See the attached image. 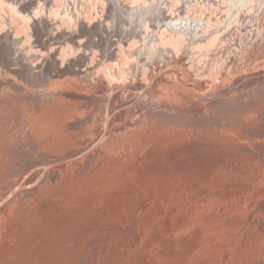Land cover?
I'll use <instances>...</instances> for the list:
<instances>
[{
  "label": "bare ground",
  "instance_id": "bare-ground-1",
  "mask_svg": "<svg viewBox=\"0 0 264 264\" xmlns=\"http://www.w3.org/2000/svg\"><path fill=\"white\" fill-rule=\"evenodd\" d=\"M20 28L27 29L26 34H19ZM247 47L264 50V0H0V72L6 74L3 81H13L6 76L28 82L45 75L51 77L49 66L55 69L63 64L66 55H74L75 59L72 56L73 60L67 64L68 59L66 65L51 71L52 74L78 73L83 77L85 73H79V69L76 72L75 67L84 66L90 76L103 79L104 75L107 84H114L112 90H108L110 85L105 87L112 95L105 105L106 114L112 118L109 116L102 122L105 130L101 134L107 139L101 144H95L101 137L96 123L104 118V109H97L93 94L83 96L81 91H73L66 84L64 89L57 85L58 90L69 88L81 96L90 106L88 113L74 119L68 111L53 104L41 114L31 112L33 129L26 112L23 121L18 120L17 125L21 121L24 124L22 137H28L25 144L32 148L30 153L34 157L23 155V148H18L16 142L9 146L13 152L5 163V157L0 154V168L14 164L12 157L17 150L19 158H26L19 165L28 168L34 161L32 168H41L43 177L39 176L40 181L35 185L38 172L26 180L21 172L18 182L10 178L9 184L3 186L0 201L2 195L22 183L27 188L12 197L30 194L34 205L27 209L25 201L8 202L0 207V252L5 251L0 255V264H264V238L259 242L264 232V224L259 221L264 217V207L252 208L254 201L264 197V121H261L264 76L259 73L247 76L243 90L247 87L254 90L249 96L241 93L239 82L209 98L196 97L192 90L185 96L186 89L161 94L150 90L151 113H161L164 119L171 118L174 123L168 129L156 130V140L161 142L157 146L160 152L156 153L178 160L188 168L184 172L186 185H179L182 179L159 180L164 173L160 168L142 171L140 175V169L138 172L133 169L122 183L120 164L130 158L119 154L123 146L112 152L110 148L118 140V129L124 127V111L117 106L123 90L120 88L137 91L143 88L144 79L151 88L163 87L155 80L156 73L178 64L188 69L190 77L184 74L186 78H207L214 82L215 73L226 64L237 66L236 59ZM93 56L98 57L95 64ZM39 58L42 65L34 66V60ZM40 67L38 73L34 72ZM123 78L128 79L126 85L118 83ZM197 87L200 89L202 85ZM5 88L10 90L5 89L9 94L15 93V97H23L13 88ZM100 89L97 86L95 91ZM258 92L263 93L258 95ZM6 94L1 96H9ZM180 97L186 100L183 106L177 104V109L171 112L175 113L167 114L162 100ZM227 99L232 101L228 103ZM28 101L32 102L31 97ZM209 104L216 107L213 110L221 105L222 109L213 114L219 117L220 111L230 105L233 108L226 111V118L210 116L206 126L203 121L198 122L195 106L201 110ZM117 109L120 119L114 115ZM43 114L47 116L45 123L38 120ZM188 116L191 118L187 119ZM159 121L152 115L149 123L134 133L138 139L134 152L140 148L146 131L158 126ZM215 124H231L240 131L237 136L215 128ZM198 130L203 131L201 136L194 135ZM215 131L226 132L228 136L221 138L213 134ZM167 135L180 144L186 156L167 149ZM254 137L256 141L251 140ZM198 144L211 151L210 154L203 158L194 156L197 149L190 147ZM215 153H219V158L214 159ZM198 162L201 164L194 166ZM4 177L6 174L0 171V182ZM72 198L77 200L79 208L66 205ZM233 215L239 219L241 232L231 234L228 230L226 239L213 244V237L229 225ZM105 216L113 222L104 219ZM55 220V231L61 236L56 238L61 252L54 255V235L49 230ZM24 226H29L31 247L18 257L19 249L10 237L15 236L16 227ZM88 229L106 236L87 238ZM202 244L205 247L200 249ZM10 254L16 257L10 260ZM111 254L116 259L108 261Z\"/></svg>",
  "mask_w": 264,
  "mask_h": 264
},
{
  "label": "rangeland",
  "instance_id": "rangeland-1",
  "mask_svg": "<svg viewBox=\"0 0 264 264\" xmlns=\"http://www.w3.org/2000/svg\"><path fill=\"white\" fill-rule=\"evenodd\" d=\"M17 22L18 19H17ZM65 31V29L63 30V32ZM72 31V29L70 30ZM27 29L25 28H20L19 29V34L24 35L26 34ZM250 50L249 55L247 56V50ZM247 50H243L242 54L239 58L236 59L235 63L237 64V66H226L224 67V69H221L218 74L215 73V80L210 81L207 78H192L193 80H196L198 82H194L193 80H191L190 78H186L185 75H187L188 77L189 74L187 73V70L185 68V66H183L182 64L178 66H173V67H168V68H163L162 70H160L159 72L156 73L155 76V80H157L158 82L161 83V85H163V87H158V89L152 87L151 85H149L150 83H148L145 79L141 81V83L143 84V88H139V90L137 91H129L127 89H125V86L120 88L122 90V92L119 93V101L117 102V106L120 107V110L124 111V127L121 129H118L117 131V142L113 144L111 148V152L114 149H120V146H123L124 149L120 150V155L122 156V158H130L129 160H127L126 162H124L123 164H120V168L122 170V177H121V182L125 183L126 180L129 178V174L131 170H139V175L141 174V172H149V171H153L157 168L163 169L164 173H162L159 177V180L164 179V178H168L174 182H177L179 179H182V181L179 182L180 186L186 185V180L184 177V172L185 170H188V168L184 167L183 164L178 161V160H170L167 158H163L161 155H159L156 152H160V149L157 147L161 144L160 141L156 140V130H162L163 128L168 129L170 128L174 123L171 120V118H166L164 119V116L159 113V114H154L151 113V107L148 105V103L150 102L151 99V91H153L154 93H158L161 94L163 92H173V91H181L183 89L187 90V94H185V96H188L192 92L194 93V96L196 95V97H200V98H209L210 95H212L213 93H216L222 89H225L226 86H230L233 82H239V84H242L240 86V91L243 95L249 96L252 95L254 90L251 89V87H247L246 89L243 90L244 88V84H246L247 80H248V75L250 74H255V73H259L260 75L264 76V50L263 48H259V47H255L254 49H252V47H247ZM74 58H73V57ZM247 56V58H246ZM75 59L74 55H66L64 57V62L63 64L60 63V65L58 67L54 66L48 68V71L52 77H49L47 75H45L46 77H41L39 79H36L34 82L29 81L28 80H22V79H17L13 76H6L9 79H12V82H5L2 80L3 77H5V75H2L0 72V80H2L1 84H0V154L3 155L5 158L3 159V163H5V161H7L6 157H10V155H12L11 153L13 152V150L11 149L12 144L15 145L16 142H18L19 146L18 148L21 147V149L23 150V155H25L27 153V156H32L34 157V153H30L31 151V147L26 146V142L28 140V137H22V135L24 136L23 133H21V129L24 128V124L22 123L23 121V117L25 112L28 115V123L30 124V126L33 129V121L30 120L29 117H33L32 113H38L41 114L43 113L46 109L50 110L52 108V105L55 104L58 108H60L61 110H66L68 111V113L71 114L72 118H80L82 115L86 114L89 112L90 110V106L89 104L81 97L79 96L77 93H73L70 92L71 90H76L77 92H80V94H82L83 96H90L93 94L92 98H95V102H96V107L97 109H104L103 111V115L104 118L102 116L103 119H99V123L97 122V133L98 136H101L97 142L95 143L96 145H98L99 143H103L106 141L107 137L103 136L101 134V130H105V127L102 126V123L105 118L109 117L112 118V115H108L106 114V101H107V105L108 103L111 101V91L108 90H112L111 85H114L113 83H109L106 82L104 75H103V79H99L97 77H95L94 75H91V73L88 72L87 68L83 71V69H80L82 67L79 66V68L75 67V71L79 69V73L80 71L83 72V74L85 73V75L83 77H79L81 75L75 74L76 76H78L76 78V76L73 73H69L67 75H61L57 74L56 72L54 73V75L52 74L54 71H56V69L60 68V66H64L66 65L65 62H67V64L69 63V61ZM92 59H94L92 62H94V64L98 61V57L97 56H93ZM42 58H39L34 60V66L38 65L41 66L42 63ZM37 61V64H35ZM65 63V64H64ZM226 63V61H225ZM162 67L164 66L163 64H161ZM13 69V68H12ZM41 69L40 68H35L34 72H37ZM53 69V70H52ZM115 70V69H114ZM53 71V72H51ZM47 72V73H48ZM78 72V71H76ZM75 72V73H76ZM4 73V72H3ZM48 73V74H49ZM89 73V74H88ZM103 73V72H102ZM155 74V73H154ZM185 74V75H184ZM55 75H57V77H55ZM74 77H69V76H73ZM163 75V79H161V76ZM54 76V77H53ZM61 76V77H60ZM68 76V77H67ZM94 76V78H93ZM60 77V78H59ZM86 77V78H84ZM58 78V79H56ZM96 78V79H95ZM77 79V80H76ZM142 79V78H141ZM207 82H203L205 80ZM95 80H99L98 82ZM202 80V81H201ZM25 81V82H24ZM102 81V84H101ZM128 81V79L125 80V78H123L122 80H120L118 83H121V85H124L126 82ZM100 82V84H99ZM217 85L216 88H212L211 86L212 84ZM68 85L70 86L69 88H67L66 91H60L58 90V88L60 89H64L66 88L64 85ZM59 87H58V86ZM111 87H110V86ZM126 85V84H125ZM202 85V88H198L197 86ZM2 86V87H1ZM97 86H100L101 89L100 91H95ZM108 86V90L105 89V87ZM5 87H9V88H13L15 90H17L19 92V95H22L23 97H19V96H14L16 95L15 93H11L13 94V96L9 93H7V91L9 90L8 88ZM58 87V88H57ZM2 88V89H1ZM75 88V89H74ZM81 88V89H80ZM104 88V89H103ZM7 89V91L5 90ZM93 89V90H92ZM120 89H118L119 91H121ZM91 92H90V91ZM102 90V91H101ZM10 91V90H9ZM8 91V92H9ZM89 91V92H88ZM95 91V93L93 92ZM88 92V93H87ZM9 94V96H1L4 94ZM85 93V94H84ZM263 92H258V95H261ZM6 94V95H7ZM110 94V95H109ZM95 95V96H94ZM131 96H134L135 98H130ZM13 99H12V98ZM19 97V98H18ZM29 97H31L32 102L30 103ZM91 97V96H90ZM217 97V96H216ZM214 97V99L216 98ZM16 98V99H15ZM25 98V99H24ZM6 99V100H4ZM15 100V102H12L11 100ZM23 99V100H22ZM9 100V102L7 101ZM27 100V101H26ZM228 103L231 102L232 100L227 99ZM4 101V102H3ZM186 100L183 98H177V99H169V98H164V100H162L161 104L162 106H164L168 112H166L167 114H174L171 113L172 110H176L178 105H182L183 102H185ZM5 103L6 106H3ZM11 102V103H10ZM18 104H17V103ZM30 104H29V103ZM9 103V104H7ZM15 103V105H13ZM22 103V104H21ZM49 103V104H48ZM51 103V104H50ZM29 104V105H28ZM26 105V106H24ZM187 105H190L189 103ZM3 106V107H2ZM9 106V107H7ZM15 106V107H14ZM19 108H18V107ZM21 106V108H20ZM23 106V107H22ZM8 109H7V108ZM50 107V108H48ZM105 107V108H104ZM213 107H211V104L206 105L204 108H202L200 110V108L198 106H195L197 112L196 115L198 116V122H204L206 124V126H209L207 124V119L210 116H213L214 118H226L227 114L226 111L227 110H231L233 108L232 105L227 107V110L224 111H220V117L218 115H213L215 112H218L221 108V105L216 109L213 110ZM260 108H262V106L259 105ZM216 108V107H214ZM23 111H19L22 110ZM263 109V108H262ZM120 110H115L114 115L116 116L117 119H120V116L117 115V113ZM19 111V112H18ZM129 111V112H128ZM6 112H8L6 114ZM23 114H21V113ZM105 112V114H104ZM10 113V114H9ZM20 114V116L18 115ZM93 114V113H92ZM156 116L160 121L158 122V126L154 127V129L152 130H147L145 135L142 137V141H141V146L138 149L137 152L136 151L137 147H138V139L134 138V133L137 130H140L145 124L149 123L150 118L152 117V115ZM19 116L18 119L16 116ZM108 115V116H107ZM8 117V119H7ZM240 118H242L244 121L249 122L253 125H257V122L249 120L248 118H246L243 115H239ZM23 118V119H22ZM46 114H43L41 116L38 117L39 121H43L44 123L46 122ZM191 116H188L187 119H190ZM5 119L7 120L6 122ZM18 120H22L21 124L17 125ZM262 122L264 121V117L261 120ZM26 122V121H25ZM183 127V126H181ZM222 128L225 131H229L232 134H235L238 136V132L240 131L239 129H237V127L231 125V124H227V125H216L215 124V128ZM33 131V130H32ZM199 131V130H198ZM34 132V131H33ZM203 133L202 130H200L199 132H195L194 135L195 136H201ZM216 136H219L221 138H227V134L226 132H222V133H218V132H214L213 133ZM225 136V137H224ZM72 138L75 139V135L72 134ZM172 136L167 135V140H168V145H167V149H169L170 151H172L173 154H180V155H184L186 156L187 153L184 152L183 149L180 148V144L177 143V141L172 140L171 139ZM252 141H256L257 138H251ZM14 141V142H13ZM13 142V143H12ZM21 142V143H20ZM26 143V144H25ZM11 144V145H10ZM24 144L26 146V148L24 147ZM13 145V146H14ZM23 146V147H22ZM95 146V145H93ZM190 148H196V152L194 153V156L197 157H206L210 154L211 151H209L208 149H206L202 144H198V145H193ZM11 152V153H10ZM7 155H6V154ZM5 154V155H4ZM12 157V156H11ZM219 158V153H215L214 154V159ZM12 159L14 160V164H10L11 166L9 168H0V171H2L3 173L6 174V177H4L1 182H0V193L2 192L3 186L8 183V180L11 178L15 179L14 183L18 182L19 178H18V174L19 173H24V177L23 180H26L27 178L31 177L33 172H38V177L36 178V180L34 181V184L37 185L38 182L40 181V178L43 177L42 175V171L40 170L41 168L39 167H35L32 168L34 161L30 162V166L28 168H26L25 165H19L23 160L22 157L19 158L17 155V150H15V156L12 157ZM21 159V160H20ZM189 161H191V158H188ZM2 162V161H1ZM12 160H10L8 163H11ZM18 163V164H17ZM201 162L195 163L194 166H198L200 165ZM44 170H46L44 168ZM41 171V172H40ZM62 180H64V178H62ZM13 183V184H14ZM27 188V185H22V183L18 184V186H16L14 188V191L10 192L9 194H4L2 195L3 199L0 201V207L3 206V204H7L8 202H28L27 205V209H29L30 206L34 205V203L31 201V195L30 194H26V195H22V196H17V197H12L13 194H16L19 190H23ZM160 190V189H159ZM175 192H178L177 190ZM1 197V195H0ZM151 199H153V197H151ZM48 200V199H47ZM50 200V198H49ZM48 200V201H49ZM92 200L95 202V198L92 196ZM166 200H168V198L166 197ZM45 201L44 203L48 202ZM66 205L69 206H73V207H77L78 203L77 200L75 198L70 199ZM45 206V205H44ZM259 207L260 209H262L264 207V197L258 198L256 201H254L252 203V208H256ZM230 212H234L233 209L230 210ZM107 219V221L109 222H113V220L111 218H108L107 216H105ZM264 217L261 216V218L259 219V221H261V224H264ZM58 220V218L56 219ZM56 220L52 223L51 225V229L49 230L50 233H53L54 237V245H53V253L54 255L57 254L60 251V243L56 238H61L60 235H58V233H56ZM84 223V222H83ZM229 225H226L225 227H223L222 230H220L218 232V234L216 236L213 237V244H217L220 240H224L227 238V234L226 231L231 230V234L234 233H240L241 229H240V224H239V219L233 215L231 217V219L229 220ZM29 226H24L23 227H16L14 230V234L15 236L11 235V239H13L15 246L19 249V253L17 254L18 257L26 254L27 249H29L31 247V235H30V231H29ZM81 226H77L76 228H80ZM19 230H18V229ZM22 228V229H21ZM216 227L212 228L215 229ZM90 229H88L86 236L87 238L92 237V236H106L103 232H89ZM30 236V237H29ZM4 237V235H3ZM264 238V232L262 231L260 236H259V242ZM100 242L102 243L103 240H100ZM119 243H123L122 241H120ZM118 243V244H119ZM205 247L204 244L200 245L199 248L203 249ZM99 248V247H97ZM96 248V249H97ZM1 249V248H0ZM95 249V250H96ZM94 250V249H93ZM94 250V251H95ZM5 251H1L0 255L3 254ZM117 254H119L118 252H116ZM116 254V255H117ZM63 255V254H62ZM64 256V255H63ZM120 256V254H119ZM16 257V255H9V259L13 260ZM110 258V259H108ZM19 261H22L23 258H18ZM114 260L116 258H114V256L109 255L107 256V260ZM6 261H9L6 257H5ZM105 261L103 260L102 263H104Z\"/></svg>",
  "mask_w": 264,
  "mask_h": 264
}]
</instances>
